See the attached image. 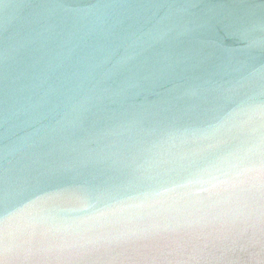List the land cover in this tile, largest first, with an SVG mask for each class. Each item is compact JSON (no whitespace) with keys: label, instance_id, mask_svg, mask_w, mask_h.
I'll list each match as a JSON object with an SVG mask.
<instances>
[{"label":"clouds","instance_id":"9594fccd","mask_svg":"<svg viewBox=\"0 0 264 264\" xmlns=\"http://www.w3.org/2000/svg\"><path fill=\"white\" fill-rule=\"evenodd\" d=\"M0 264H264V0H0Z\"/></svg>","mask_w":264,"mask_h":264},{"label":"water","instance_id":"95a60500","mask_svg":"<svg viewBox=\"0 0 264 264\" xmlns=\"http://www.w3.org/2000/svg\"><path fill=\"white\" fill-rule=\"evenodd\" d=\"M15 2L19 3L20 0H15ZM211 3H228L229 0H210ZM249 3H260L261 0H248ZM18 25H22L23 23V16L20 17L19 20L15 21ZM227 22L226 21H220L216 24V31L220 33L221 36L224 35V26ZM229 46H235L233 42L227 41L226 42Z\"/></svg>","mask_w":264,"mask_h":264}]
</instances>
